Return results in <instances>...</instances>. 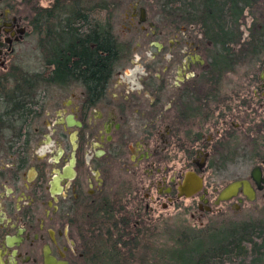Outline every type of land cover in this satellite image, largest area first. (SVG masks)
I'll return each mask as SVG.
<instances>
[{
    "label": "flooded vegetation",
    "instance_id": "af4514ba",
    "mask_svg": "<svg viewBox=\"0 0 264 264\" xmlns=\"http://www.w3.org/2000/svg\"><path fill=\"white\" fill-rule=\"evenodd\" d=\"M177 2L0 0V264H109L133 242L146 258L152 219L182 201L201 220L264 200V52L214 67L206 0ZM263 18L234 16L225 46L242 50ZM102 48L105 76L59 72L68 49ZM231 170L213 202L206 181ZM240 181L255 200L240 189L216 206Z\"/></svg>",
    "mask_w": 264,
    "mask_h": 264
},
{
    "label": "trees",
    "instance_id": "16d2710c",
    "mask_svg": "<svg viewBox=\"0 0 264 264\" xmlns=\"http://www.w3.org/2000/svg\"><path fill=\"white\" fill-rule=\"evenodd\" d=\"M239 1H242L239 3ZM264 0H206L201 5L207 20H202L208 39L220 45L219 55L215 58L214 67L221 70L231 69L245 60L249 62L264 52V25L259 36L252 35L251 40L243 45V49L234 50L225 45L233 43L236 38L232 32L231 19L243 16L246 11L258 14ZM180 4V5H178ZM177 5L182 12L193 14V0H179ZM174 4L175 8L178 6ZM186 20V19H184ZM193 21V20H192ZM188 22H191L188 20ZM229 30V31H228ZM102 45L105 42L102 41ZM235 47L239 45L236 42ZM105 49L100 52L89 53L85 50L68 49L65 54L66 63H61L59 72L67 70L75 74L105 76L114 53L108 56ZM112 58V59H111ZM64 64V67L63 66ZM218 227V226H217ZM193 232L184 234L173 241L168 251L158 250V247L148 242V257L133 255L137 244H124L118 253L125 258H116L109 264H264V224H229L221 222L216 230ZM154 248L155 253H154ZM165 250V251H164ZM167 256V258H166Z\"/></svg>",
    "mask_w": 264,
    "mask_h": 264
},
{
    "label": "rangeland",
    "instance_id": "374dc122",
    "mask_svg": "<svg viewBox=\"0 0 264 264\" xmlns=\"http://www.w3.org/2000/svg\"><path fill=\"white\" fill-rule=\"evenodd\" d=\"M261 10L264 15V1L262 3ZM252 17L255 18V15H252ZM246 23L245 33L247 34V28L248 25L252 23V18L248 17L246 19ZM260 25L262 29V26L264 25V18L260 21ZM240 173L241 172L238 170H231L229 175L210 177L211 180L208 179L206 182L207 186H209L213 192L211 200L214 202L216 200L217 193L222 189V187L232 180L239 178V176H241L239 175ZM214 189L217 191H214ZM197 203L198 201H182L180 209H169L163 213L164 216L160 218L159 221L152 219L149 227L151 229L148 242L154 244L155 247L157 246L159 252L163 251V249L168 251L172 248V243L175 238L177 239L178 237H182L184 234H187L188 236L197 231L205 233L207 230H209L208 232H210V230H216L219 228L222 221L229 222V224H264V200L261 197H259L255 203L245 205L239 210H232L227 205H220L217 208L215 207L219 210L217 214H205L202 216L201 220L198 218L199 215L192 219V214L196 213ZM155 250L156 249L154 248V253ZM143 256L144 254L141 253V256L138 257Z\"/></svg>",
    "mask_w": 264,
    "mask_h": 264
},
{
    "label": "water",
    "instance_id": "95a60500",
    "mask_svg": "<svg viewBox=\"0 0 264 264\" xmlns=\"http://www.w3.org/2000/svg\"><path fill=\"white\" fill-rule=\"evenodd\" d=\"M252 179L257 182H259V175H257L255 172L252 174ZM185 190H190L188 193L184 194L186 198L191 197L192 195H196L199 193L202 189V181L195 175L193 177L188 176L185 180L184 184ZM243 189L245 196L250 202H253L255 200V196L253 191H251L248 182L246 181H240L230 184L227 188H225L218 196L217 201L215 202V205L218 206L221 203L228 202L234 198L237 197L239 190Z\"/></svg>",
    "mask_w": 264,
    "mask_h": 264
}]
</instances>
